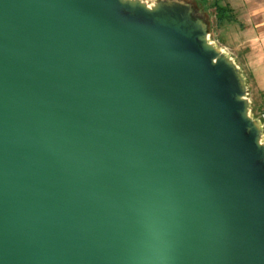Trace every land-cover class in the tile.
I'll return each instance as SVG.
<instances>
[{
    "label": "water",
    "instance_id": "95a60500",
    "mask_svg": "<svg viewBox=\"0 0 264 264\" xmlns=\"http://www.w3.org/2000/svg\"><path fill=\"white\" fill-rule=\"evenodd\" d=\"M184 0H0V264H264V123Z\"/></svg>",
    "mask_w": 264,
    "mask_h": 264
},
{
    "label": "crops",
    "instance_id": "0c3cea01",
    "mask_svg": "<svg viewBox=\"0 0 264 264\" xmlns=\"http://www.w3.org/2000/svg\"><path fill=\"white\" fill-rule=\"evenodd\" d=\"M230 20L219 27L228 35L224 48L249 75L255 110H264V0H221Z\"/></svg>",
    "mask_w": 264,
    "mask_h": 264
},
{
    "label": "rangeland",
    "instance_id": "374dc122",
    "mask_svg": "<svg viewBox=\"0 0 264 264\" xmlns=\"http://www.w3.org/2000/svg\"><path fill=\"white\" fill-rule=\"evenodd\" d=\"M149 4L156 1V0H145ZM187 2H190L192 4L197 3L198 7L201 3L204 4V11L200 12L201 16L206 19V21L209 24L210 28V39L215 42L216 44L220 46H224L223 44H226V41L228 40V35L225 34V30L217 27V20L214 13V1L216 0H184ZM220 3V1H218ZM241 67V66H240ZM242 72L244 76L247 78L248 87H249V98L252 101V106H254L255 100V92L253 89V86L251 85L249 81V75H247L246 71H243V67H241Z\"/></svg>",
    "mask_w": 264,
    "mask_h": 264
},
{
    "label": "trees",
    "instance_id": "16d2710c",
    "mask_svg": "<svg viewBox=\"0 0 264 264\" xmlns=\"http://www.w3.org/2000/svg\"><path fill=\"white\" fill-rule=\"evenodd\" d=\"M218 1H220V3ZM229 11V7L227 5H222L221 0L214 1V13L217 20V27H221L229 22ZM253 108L255 110V106H253Z\"/></svg>",
    "mask_w": 264,
    "mask_h": 264
},
{
    "label": "built area",
    "instance_id": "2783aa9c",
    "mask_svg": "<svg viewBox=\"0 0 264 264\" xmlns=\"http://www.w3.org/2000/svg\"><path fill=\"white\" fill-rule=\"evenodd\" d=\"M256 115L262 120L264 123V110L256 111Z\"/></svg>",
    "mask_w": 264,
    "mask_h": 264
}]
</instances>
